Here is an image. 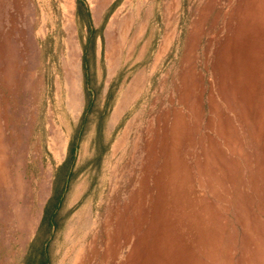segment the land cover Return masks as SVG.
<instances>
[{
    "label": "rangeland",
    "instance_id": "1",
    "mask_svg": "<svg viewBox=\"0 0 264 264\" xmlns=\"http://www.w3.org/2000/svg\"><path fill=\"white\" fill-rule=\"evenodd\" d=\"M0 264H264V0H0Z\"/></svg>",
    "mask_w": 264,
    "mask_h": 264
}]
</instances>
